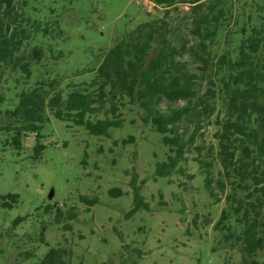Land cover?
<instances>
[{"label":"trees","instance_id":"16d2710c","mask_svg":"<svg viewBox=\"0 0 264 264\" xmlns=\"http://www.w3.org/2000/svg\"><path fill=\"white\" fill-rule=\"evenodd\" d=\"M49 1L0 0V73L16 71L25 78L16 89L12 109L1 110L5 100L0 96L3 147L20 151L25 137L33 135L32 149L38 158L44 148L41 131L49 116L110 139L111 129L123 127L124 111L135 109L141 122L159 134L168 148L166 160L155 162L154 179L180 174L191 180L193 176L181 164L193 151L207 195L218 202V194H224L227 203L213 225V232L223 238L219 243H228L239 254V264H260L257 255L264 249V0H147L164 8L165 16L176 5H189V35L195 43L175 44L167 37L162 19L144 22L124 32L105 52L95 54V66L85 68L92 73L89 82L65 85L48 70L33 78L44 46L48 49L64 37L60 21L64 11ZM184 55L197 63L198 73L187 71L185 63L177 60ZM199 82L204 88L201 94L196 90ZM181 100L185 103L179 106ZM162 101L168 103L165 111L158 108ZM211 125L216 127L215 147H205L203 140L196 144L197 138L203 139L201 128ZM133 142L134 137L127 135L112 140V145ZM215 161L220 167L216 175ZM139 191L132 185L133 205L125 218L149 209ZM107 194L121 197L123 190L110 189ZM79 200L86 211L98 202L87 196ZM17 202L16 194L0 196L1 208L10 209ZM72 209L49 207L46 211L55 210V222H63L62 230L70 232V222L76 219ZM24 220L16 217L7 230H15ZM37 238L44 243L43 233ZM71 254L66 246L57 245L41 256L32 255L31 264H67Z\"/></svg>","mask_w":264,"mask_h":264},{"label":"rangeland","instance_id":"374dc122","mask_svg":"<svg viewBox=\"0 0 264 264\" xmlns=\"http://www.w3.org/2000/svg\"><path fill=\"white\" fill-rule=\"evenodd\" d=\"M49 2L64 11L60 15L64 37L48 49L44 46L33 78L48 70L62 85L89 82L92 73L85 68L95 66V54L105 52L124 32L144 22L162 19L167 37L175 44L181 40L187 41V47L195 43L189 35V5H176L165 16L164 8L147 0ZM177 60L185 63L187 71L198 73L192 57L184 55ZM24 81L16 71L0 73V96L5 100L1 110L16 105V89ZM203 89L199 82L197 92L201 94ZM167 105L162 101L158 108L165 111ZM124 117L123 127L111 129L109 139L49 116L41 131L44 148L38 158L32 149L33 135L25 137L20 151L3 147L0 140V196L18 195L12 208L0 207V264H31L32 255L41 256L57 245L71 251L67 264L240 263L239 254L229 249L228 243H219L222 236L213 232L227 203L224 194H218V202L207 195L203 176L193 161L196 154L187 153L188 161L181 164L185 173L193 176L191 180L180 174L155 180V162L166 160L168 148L161 144L159 134L141 122L135 109H126ZM192 129L189 127V132ZM215 130L214 125L202 127L203 139L197 138L196 144L203 140L205 147H215ZM127 135L134 137L132 144L113 147L112 140ZM219 168L215 161L214 175ZM132 185L139 188L149 209L125 218L133 205ZM115 188L123 190L121 197L108 196L107 191ZM79 196L96 197L98 202L86 211ZM49 207L73 208L76 219L70 222V232L62 230L63 222H55V210L46 211ZM16 217L25 220L15 230H7ZM41 233L46 245L38 241ZM257 259L264 264V249Z\"/></svg>","mask_w":264,"mask_h":264},{"label":"water","instance_id":"95a60500","mask_svg":"<svg viewBox=\"0 0 264 264\" xmlns=\"http://www.w3.org/2000/svg\"><path fill=\"white\" fill-rule=\"evenodd\" d=\"M52 194H53V193H52V191H51V192H50V194H49V198H51V197H52Z\"/></svg>","mask_w":264,"mask_h":264}]
</instances>
